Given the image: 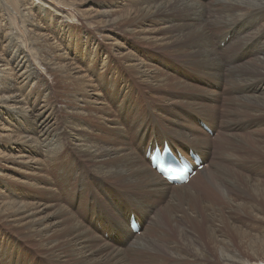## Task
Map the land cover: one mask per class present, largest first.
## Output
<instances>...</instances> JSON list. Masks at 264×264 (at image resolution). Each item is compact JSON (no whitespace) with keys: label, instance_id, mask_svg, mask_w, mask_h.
<instances>
[{"label":"bare ground","instance_id":"obj_1","mask_svg":"<svg viewBox=\"0 0 264 264\" xmlns=\"http://www.w3.org/2000/svg\"><path fill=\"white\" fill-rule=\"evenodd\" d=\"M60 2L0 0V264H264L232 218L264 221V0ZM163 140L203 158L186 183L143 154Z\"/></svg>","mask_w":264,"mask_h":264},{"label":"rangeland","instance_id":"obj_2","mask_svg":"<svg viewBox=\"0 0 264 264\" xmlns=\"http://www.w3.org/2000/svg\"><path fill=\"white\" fill-rule=\"evenodd\" d=\"M44 2H46V3H48L49 5H50V10L52 11V8H53V10H55V9H63V10H65V11H68L67 9H69V11L70 12H72L71 11V8H69V7H66L65 5H63L62 4V2H60V0H43ZM79 2L80 1H82V0H78ZM104 0H102V2H103ZM111 1V0H110ZM79 2H77V3H79ZM42 5L40 4L39 5V3H37L36 5H35V9H36V14H37V16H39L40 17V15H39V11H40V9H42V10H46V15L47 16H45V18H41L42 19V21H40L39 20V22L40 23H47L48 24V26H49V28L50 29H52V30H58V29H54V26H57L56 24H55V16H54V14L48 9V8H42L41 7ZM64 6V7H63ZM81 6V4L79 5V7ZM57 7V8H56ZM51 12V13H50ZM81 13H83V14H88V7H85V8H82L81 9ZM51 15V16H50ZM49 19V20H48ZM45 20V21H44ZM51 21V22H50ZM73 25H74V28L77 30V33H78V36H79V40H78V45L80 46L81 44V46H80V48H81V50L80 51H78V52H74V53H76V55H74V56H72V58H73V60H74V64H75V66H77V67H79V69H81V72L88 78V59H85V58H87L86 57V55H84L83 54V52H82V49H84V45H85V42L87 41L88 42V35H93V33L94 32H92L91 34H90V30L88 31V25H86V24H82V23H79L77 20H75V18L73 19ZM83 21H85V20H83ZM53 22V24H51ZM85 22H88V20L87 21H85ZM78 24H79V26H78ZM85 25L87 26V27H85ZM20 26V23L18 22L17 23V27H19ZM51 26V27H50ZM82 26V27H81ZM95 27L96 26H94V25H91V27H89V29H94L95 30ZM85 29V30H84ZM114 31L115 32H120V27H119V25H116L115 26V28H114ZM60 33V32H59ZM65 37L66 38H68V39H65ZM228 37V36H227ZM85 39H86V41H85ZM227 39V38H226ZM64 42V43H63ZM68 42H69V36H67L66 34H63V38H62V43L63 44H66V46H68L69 44H68ZM137 45H139V47H138V49L139 50H147L146 48H145V46H143V45H141V44H139V43H137ZM223 44H221L220 46H222ZM73 52V51H72ZM0 59H3L2 57L0 58ZM84 59V60H83ZM83 60V61H82ZM83 62H85V63H83ZM86 66V67H85ZM43 73H44V70L42 71ZM35 84V83H34ZM30 85V86H27V88H26V90H28V92H29V94H27V97L28 98H30V97H33V92H38V99H37V101H38V103H39V105H42V103H43V100H44V98H43V96H44V94H43V91H42V87L39 85L38 86V84H37V82H36V84L35 85ZM56 84V85H55ZM54 85H55V90H54V96H55V98L57 97L58 98V100H60L58 103V108L60 109V111L59 112H57L56 113V115L55 116H59V117H65V116H68V113H69V111H64L63 110V106H62V103L64 102V100H63V97H62V95H63V93L66 91V87L63 85V83H61V82H59L58 84L57 83H54ZM31 86H33V87H31ZM30 87V88H29ZM37 88H38V90H37ZM64 90V91H63ZM31 93V94H30ZM61 95V96H60ZM60 97V98H59ZM223 98V97H222ZM42 99V100H41ZM28 100V99H27ZM64 104V103H63ZM38 105V104H37ZM72 105V104H71ZM71 105H69V106H71ZM221 105L222 104H220V107H219V114H218V116L219 115H221L222 116V114L226 111V108L225 109H223L222 110V107H221ZM213 114V113H212ZM86 116H87V123H88V106H86ZM220 122V120L218 119L217 121H216V125H218L219 124V122ZM4 126L5 125V123L3 122V121H1V123H0V126ZM205 129V128H204ZM206 130V129H205ZM208 131V130H207ZM151 135V134H150ZM214 137H216V136H214ZM213 137V138H214ZM212 138V137H211ZM212 138V139H213ZM158 144L160 145V142H158ZM253 146H255V143H253L252 144ZM144 151V150H143ZM144 154V153H143ZM75 156V155H74ZM75 158H77V159H82L81 157H79V156H75ZM83 160V159H82ZM88 159H85L84 160V162L88 165V161H87ZM198 183V184H197ZM196 183V185H197V189H202V191H201V195H202V197L206 200V199H208L210 196H217V192L215 193V192H211L212 190L211 189H213L212 187H210L209 188V186L208 187H204V186H206L204 183H205V180L204 179H201V178H199V180H198V182ZM207 189V190H206ZM235 195V198L237 199V198H239V196L235 193L234 194ZM250 201H252L253 199H249ZM245 212H246V214L245 213H233L232 214V218H233V220L236 222V225H237V227H238V229H242L247 235H249V236H251V237H257V238H259L261 241H264V221L263 222H255L252 218H251V215L249 214V212H248V210H245ZM131 214V213H130ZM134 218H135V216H134ZM240 226V227H239ZM237 229V230H238ZM139 232V231H138ZM137 232V233H138ZM236 241H237V243L239 244L240 243V239L238 238V237H236ZM23 244L24 245H26L27 246V248L29 249V252L31 253V254H38L37 253V250L36 249H34V247L32 246V244L30 243V245L28 244V243H25V242H23ZM39 251V250H38ZM35 252V253H34ZM40 252V251H39ZM260 254L261 255H263L264 256V252L263 251H261L260 252ZM170 260V259H169ZM254 259H251L250 260V262H252Z\"/></svg>","mask_w":264,"mask_h":264}]
</instances>
